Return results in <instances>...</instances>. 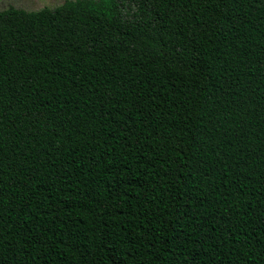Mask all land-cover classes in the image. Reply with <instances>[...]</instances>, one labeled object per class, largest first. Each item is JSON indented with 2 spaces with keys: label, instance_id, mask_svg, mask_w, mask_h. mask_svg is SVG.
Instances as JSON below:
<instances>
[{
  "label": "trees",
  "instance_id": "16d2710c",
  "mask_svg": "<svg viewBox=\"0 0 264 264\" xmlns=\"http://www.w3.org/2000/svg\"><path fill=\"white\" fill-rule=\"evenodd\" d=\"M0 264H264V0L0 11Z\"/></svg>",
  "mask_w": 264,
  "mask_h": 264
},
{
  "label": "rangeland",
  "instance_id": "374dc122",
  "mask_svg": "<svg viewBox=\"0 0 264 264\" xmlns=\"http://www.w3.org/2000/svg\"><path fill=\"white\" fill-rule=\"evenodd\" d=\"M66 0H0V11L10 7L27 11H38L44 8H55L62 5Z\"/></svg>",
  "mask_w": 264,
  "mask_h": 264
}]
</instances>
